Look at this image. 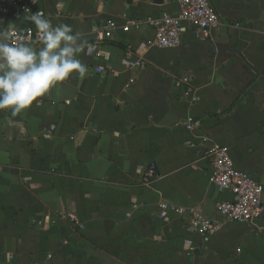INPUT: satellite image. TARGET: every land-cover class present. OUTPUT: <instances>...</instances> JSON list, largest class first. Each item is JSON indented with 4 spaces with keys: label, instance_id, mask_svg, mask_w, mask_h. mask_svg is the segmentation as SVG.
<instances>
[{
    "label": "crops",
    "instance_id": "0c3cea01",
    "mask_svg": "<svg viewBox=\"0 0 264 264\" xmlns=\"http://www.w3.org/2000/svg\"><path fill=\"white\" fill-rule=\"evenodd\" d=\"M209 1L217 28L147 48L146 19L173 0H32L49 46L0 48V264H264V211L219 215L232 195L205 155L225 146L264 184V0ZM28 18L0 16V33ZM127 19L139 27L96 40ZM162 202L221 227L206 237Z\"/></svg>",
    "mask_w": 264,
    "mask_h": 264
},
{
    "label": "built area",
    "instance_id": "2783aa9c",
    "mask_svg": "<svg viewBox=\"0 0 264 264\" xmlns=\"http://www.w3.org/2000/svg\"><path fill=\"white\" fill-rule=\"evenodd\" d=\"M173 1L177 5L176 14L162 13L156 17L146 19L153 29V36L145 43L147 48L177 46L180 32L185 26L200 31H209L219 26L218 14L209 0ZM31 5L32 0H0V16H21L25 14L29 17L24 26L0 33V48H19L25 45H35L38 49H43L49 46L51 39L44 26L38 21L40 14L32 15ZM139 25L140 21L134 19H127L123 24L115 20H108L94 31L95 38L96 40L109 38L112 31L118 27L126 32L131 27L137 28ZM90 50L96 56L100 55V51L97 50L96 46L90 47ZM188 81L189 78L183 76L176 79L174 84L178 87L182 83H188ZM184 94L189 96V91L186 89ZM191 125H193V121L188 118L186 126L190 128ZM205 155L211 166L210 182L218 191H228L232 195L231 199H220L215 202L217 213L228 221L247 225L253 224L264 211L262 203L264 184L255 180L248 173L236 168L228 148L225 146L213 144L206 150ZM154 175L155 165L150 164L143 176L144 183H150ZM158 207L163 214L187 215L190 227L206 237L213 235L221 227L218 221L203 216L193 207H183L164 202L159 203ZM67 216L73 218L71 214ZM79 226L82 227V225Z\"/></svg>",
    "mask_w": 264,
    "mask_h": 264
},
{
    "label": "trees",
    "instance_id": "16d2710c",
    "mask_svg": "<svg viewBox=\"0 0 264 264\" xmlns=\"http://www.w3.org/2000/svg\"><path fill=\"white\" fill-rule=\"evenodd\" d=\"M129 1V0H128Z\"/></svg>",
    "mask_w": 264,
    "mask_h": 264
}]
</instances>
